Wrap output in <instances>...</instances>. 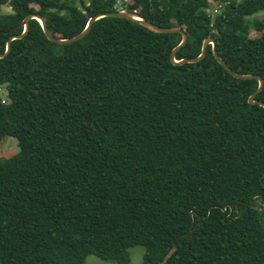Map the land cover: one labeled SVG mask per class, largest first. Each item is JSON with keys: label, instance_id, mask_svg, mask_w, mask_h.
I'll use <instances>...</instances> for the list:
<instances>
[{"label": "trees", "instance_id": "16d2710c", "mask_svg": "<svg viewBox=\"0 0 264 264\" xmlns=\"http://www.w3.org/2000/svg\"><path fill=\"white\" fill-rule=\"evenodd\" d=\"M120 0H0V53L29 13L57 38ZM213 2L225 4L213 17ZM228 2V3H227ZM124 9L181 28L175 59L213 37L232 71L263 79L264 0H128ZM262 12L261 17L251 18ZM250 30L258 32L251 37ZM179 32L116 16L69 44L30 19L0 58V264H264V107L211 44L175 64Z\"/></svg>", "mask_w": 264, "mask_h": 264}, {"label": "water", "instance_id": "95a60500", "mask_svg": "<svg viewBox=\"0 0 264 264\" xmlns=\"http://www.w3.org/2000/svg\"><path fill=\"white\" fill-rule=\"evenodd\" d=\"M102 16H116V17H124L127 19H131V20H135L139 23H141L142 25H144L145 27H147L150 30H153L155 32L158 33H172V32H179L182 34V39L180 41V43L173 48L171 54H170V59L173 63L175 64H182V63H193V62H197L200 61L205 53H206V48L208 44H211V49L213 52L214 57L217 59V61L222 64L224 66V68L231 73L234 77L237 78H242V79H246V78H256L258 80V86L256 88V90L248 97V102L251 104H258L262 107H264V102L260 101V100H256L254 99L256 94L261 90L262 86H263V79L259 76V75H255V74H238L235 73L234 71L231 70V68L226 64V62L219 56V54L216 51V42L214 40L213 37H207L203 40L202 42V46H201V51L199 53V55L195 56V57H188V58H182L180 60H176L175 59V53L176 51L182 47L186 41H187V35L183 32V30L181 28H177V27H161L158 26L142 17H140L138 14L130 12V11H120V10H115V11H110V12H105V13H101V14H97L94 15L92 17L89 18L88 23L86 25V27L77 35L72 36L70 38H57L55 37L51 31L49 30L45 19L42 16H39L36 13H29L25 16V18L19 23L20 27H23V31L18 34V35H11L7 41L6 44V49L3 53H0V58L4 57L6 54H8V52L10 51L11 48V40L16 39V38H22L28 31L29 29V21L30 19H37L39 21V23L41 24V27L43 29V32L45 34V36L47 37L48 40L58 43V44H69V43H73L74 41H77L81 38H83L89 31L91 24L93 23V21H95L96 19H98L99 17Z\"/></svg>", "mask_w": 264, "mask_h": 264}, {"label": "rangeland", "instance_id": "374dc122", "mask_svg": "<svg viewBox=\"0 0 264 264\" xmlns=\"http://www.w3.org/2000/svg\"><path fill=\"white\" fill-rule=\"evenodd\" d=\"M77 4L80 3V0H75ZM7 7L8 6H0V13L7 12ZM213 7V5L210 6V10ZM223 10V9H222ZM222 10L218 12H214L211 16L219 14ZM126 11V9L122 10ZM263 14L262 12L255 14L251 18H257L261 17ZM258 32L255 30H250V36L251 37H256L258 36ZM1 96L5 99V91L1 90L0 91ZM19 150L18 144H17V139L12 136H6L2 139H0V159H6L13 154H15ZM144 254V246L142 245H137L129 248V255H130V260L127 264H142V258ZM85 264H117L111 261H106L103 260L99 257H97L94 254H89L85 258Z\"/></svg>", "mask_w": 264, "mask_h": 264}, {"label": "built area", "instance_id": "2783aa9c", "mask_svg": "<svg viewBox=\"0 0 264 264\" xmlns=\"http://www.w3.org/2000/svg\"><path fill=\"white\" fill-rule=\"evenodd\" d=\"M128 1V0H120L118 3H117V7L119 8L120 11L124 10V3ZM228 3V2H227ZM225 7V4H222V3H218V2H213V7L211 8V10L208 8L207 9V12H208V16L210 17H213L211 16L214 12H218L222 9H224Z\"/></svg>", "mask_w": 264, "mask_h": 264}, {"label": "crops", "instance_id": "0c3cea01", "mask_svg": "<svg viewBox=\"0 0 264 264\" xmlns=\"http://www.w3.org/2000/svg\"><path fill=\"white\" fill-rule=\"evenodd\" d=\"M8 9H9V10H8ZM7 10H8V11H10V8H9V7H7ZM8 11H7V12H8Z\"/></svg>", "mask_w": 264, "mask_h": 264}]
</instances>
